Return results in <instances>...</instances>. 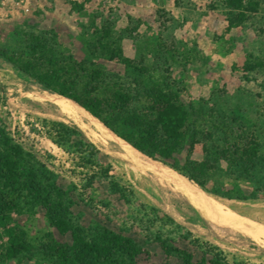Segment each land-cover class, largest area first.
Masks as SVG:
<instances>
[{
	"label": "rangeland",
	"instance_id": "374dc122",
	"mask_svg": "<svg viewBox=\"0 0 264 264\" xmlns=\"http://www.w3.org/2000/svg\"><path fill=\"white\" fill-rule=\"evenodd\" d=\"M231 3L59 0L31 16L0 21L4 53L23 50L29 36L40 37L47 56L70 60L78 71L98 69L103 85L116 83L130 95H141L154 82L177 95L199 135L211 134L220 148L240 136L259 144V160L250 176L219 161L208 185L226 190L235 185L243 197L253 194L256 199L206 194L136 152L134 158L142 166L130 164L123 144L109 131L96 133V122L81 112L76 120L62 114L56 104L60 97L0 57V130L32 157L28 160L41 184L57 191L51 208L66 217L72 229L83 231L87 241L104 230L129 241L110 264H264L263 239L253 241L239 228L210 222L176 189H192L209 207L216 203L264 229V0H243L233 13L249 10L245 22L235 28L227 23ZM123 60L145 72L125 67ZM130 107L140 112L146 106L141 100ZM58 131L70 140L57 143ZM206 141L201 139L202 145ZM78 144L86 152H78ZM200 147L194 152L197 160ZM111 184L125 191V199L112 193ZM9 197L15 206L6 227L14 237L9 242L0 228V264L80 263L70 233L59 235L25 194ZM49 245L55 252L44 250Z\"/></svg>",
	"mask_w": 264,
	"mask_h": 264
},
{
	"label": "trees",
	"instance_id": "16d2710c",
	"mask_svg": "<svg viewBox=\"0 0 264 264\" xmlns=\"http://www.w3.org/2000/svg\"><path fill=\"white\" fill-rule=\"evenodd\" d=\"M233 1L228 5L229 28L243 24L244 15L249 10L244 8L243 12L233 13V10H240L243 0ZM26 41L23 50L11 54L0 50V57L45 92L72 102L133 151L168 167L202 192L226 200L256 199L253 194L243 197L235 185L226 190L213 184L212 189H208L212 177L218 171L216 162L219 161L228 162L229 167L238 170L244 177L250 176L259 160V144L254 138L240 136L231 142L226 140L224 145L227 148H220L212 143V135L206 134L203 138L207 141L202 145L203 138L190 121L191 115L187 108L179 103L177 95L164 90L157 83H151L141 95H130L116 83L101 84L102 73L98 69L78 71L70 60L62 61L47 56L45 43L40 37L29 36ZM99 49L107 51L102 44ZM121 62L138 73L145 72L134 67L130 61ZM141 100L146 106L143 111L130 109L132 103ZM57 128L59 130L62 127L57 125ZM230 134L233 136L232 131ZM56 138L59 144L70 140V137L60 135L59 131L56 132ZM87 146L90 155L93 154L94 149ZM197 147H200L201 152L199 160L194 158ZM76 150L86 152L83 144H78ZM28 159L32 160V157L13 145L0 130V228L8 236L9 242L13 240L14 233L6 225L8 215L15 206L9 196L11 193L25 194L30 204L44 211L49 226L59 235L71 234V249L81 257L79 264H110L121 245L129 244V241L105 230L95 239L85 240L83 231L72 229L66 217L53 212L51 202L59 194L54 188H46L41 184ZM110 189L125 199V191L118 185L111 184ZM44 250L55 252L52 245Z\"/></svg>",
	"mask_w": 264,
	"mask_h": 264
},
{
	"label": "bare ground",
	"instance_id": "6f19581e",
	"mask_svg": "<svg viewBox=\"0 0 264 264\" xmlns=\"http://www.w3.org/2000/svg\"><path fill=\"white\" fill-rule=\"evenodd\" d=\"M57 107L59 108L60 112L74 120L78 119V113H83L84 116L88 120H93L94 123L96 122V133L101 132L105 133L106 130L99 124L97 121H95L92 117H90L88 114H86L84 111L79 109L76 105L71 103L68 100L57 98ZM116 141L123 144V153L127 157V161L135 165V167L142 166L138 160L134 158L135 151H133L129 146H127L125 143H123L121 140L116 138ZM143 168V167H138ZM177 191L182 195V197L199 213H201L203 216H205L210 222L217 224L219 226H230L233 228H239L240 231L244 233L248 238L252 239L253 241H258L259 239L264 240V229L256 226L255 224L249 223L244 220H241L237 216L231 214L227 210L223 209L221 206L217 205L216 203L212 204V207H209L207 205L206 201L204 200V196L200 193L195 192L192 189L186 188L182 185H177L176 187ZM212 203V202H211ZM243 225H246L251 228V230L247 228H243Z\"/></svg>",
	"mask_w": 264,
	"mask_h": 264
},
{
	"label": "built area",
	"instance_id": "2783aa9c",
	"mask_svg": "<svg viewBox=\"0 0 264 264\" xmlns=\"http://www.w3.org/2000/svg\"><path fill=\"white\" fill-rule=\"evenodd\" d=\"M59 0H0V21H11L43 11Z\"/></svg>",
	"mask_w": 264,
	"mask_h": 264
}]
</instances>
